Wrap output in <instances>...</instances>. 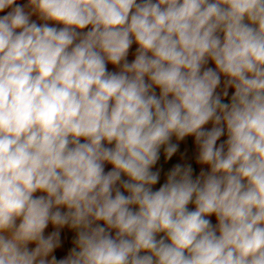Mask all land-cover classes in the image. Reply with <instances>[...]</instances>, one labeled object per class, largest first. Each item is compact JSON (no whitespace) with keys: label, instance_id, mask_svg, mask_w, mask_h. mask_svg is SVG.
Returning a JSON list of instances; mask_svg holds the SVG:
<instances>
[{"label":"clouds","instance_id":"1","mask_svg":"<svg viewBox=\"0 0 264 264\" xmlns=\"http://www.w3.org/2000/svg\"><path fill=\"white\" fill-rule=\"evenodd\" d=\"M0 13V264H264V0Z\"/></svg>","mask_w":264,"mask_h":264},{"label":"crops","instance_id":"2","mask_svg":"<svg viewBox=\"0 0 264 264\" xmlns=\"http://www.w3.org/2000/svg\"><path fill=\"white\" fill-rule=\"evenodd\" d=\"M19 2L24 3L25 0H19ZM0 15H2V13H0ZM33 19H35V17H33ZM134 51H135V45H133L132 49H130L129 60L134 58V55H133ZM209 66H212L211 63H210ZM109 69L110 70H114L111 65H109ZM222 80H223V78H222ZM230 94H231V90H230ZM225 102H227V101H225ZM186 144H187V147H188L189 155L191 156V159H190L189 162H191L193 164V167L196 170V174H198L199 170H200V166H198L195 163L194 138H192V137L187 138L186 139ZM176 162H181V161H179L178 157H174L171 162L165 163L163 155L161 156V160L158 162V164L156 166V168H159L161 170L160 180H159V183L154 186V190L158 189L159 186L166 181L167 172L170 170L172 164L176 163ZM107 168H110V166H106V170H107ZM156 168H154L153 170H156ZM37 195H39V193H37ZM212 219H213V222H215V218L213 217ZM54 230L55 229H53L52 226H49V228L46 229V235L48 233L54 231ZM74 238H75V232L74 231L69 230L67 227H65L64 229L61 230L62 245H61L60 248L55 250V252L53 253L57 257V259H61V258L65 257L68 254L70 249L74 246L73 245ZM29 247L31 248L33 246L30 245Z\"/></svg>","mask_w":264,"mask_h":264}]
</instances>
